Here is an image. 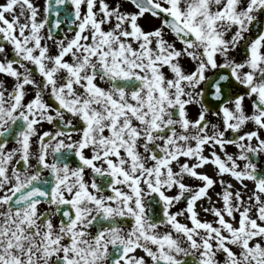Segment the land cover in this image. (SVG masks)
<instances>
[{
    "label": "snow or ice",
    "instance_id": "obj_1",
    "mask_svg": "<svg viewBox=\"0 0 264 264\" xmlns=\"http://www.w3.org/2000/svg\"><path fill=\"white\" fill-rule=\"evenodd\" d=\"M54 3L71 5L65 19L75 25L54 54L53 0L43 17L32 0L0 3V74L15 81L11 90L0 81V264H264V175L251 159L264 152V0H130L134 11ZM146 14L160 25L146 29ZM27 86L35 92L25 102ZM209 94L218 123L207 118ZM42 122L56 130L38 132ZM9 137L16 147L6 148ZM207 165L245 189L252 181L251 194L199 171ZM218 182L222 205L202 220L197 202Z\"/></svg>",
    "mask_w": 264,
    "mask_h": 264
},
{
    "label": "flooded vegetation",
    "instance_id": "obj_2",
    "mask_svg": "<svg viewBox=\"0 0 264 264\" xmlns=\"http://www.w3.org/2000/svg\"><path fill=\"white\" fill-rule=\"evenodd\" d=\"M3 2H4V0H3ZM3 2H1V0H0V3H3ZM47 2H48V0H44V7L47 4ZM106 2H108L111 6H115V5L119 4L124 10H129V11H134L135 10L134 7L132 6V4L130 3V0H106ZM44 7H43V9H44ZM96 7L97 8L99 7L98 0H97ZM57 9H59V18L62 21L59 28H57L55 26V20L57 18V11H56ZM84 10H86V9L82 8V11H84ZM71 11H72V8H71V5L70 4L55 5V3L53 2V11L51 12L52 13V16L51 15L49 16V19L51 20V27H52V32H53V39L52 40H47V44L49 46V49H50V51L53 54L56 52V44L54 42L55 40L60 39V38H66V40H67V39L72 38V36L74 35L75 25H72L71 22L68 19H65L66 16H68V15L71 14ZM73 19H74V17H73ZM141 24L146 29H151L152 27H158L160 25V20H158L155 17H152V16L146 14V16L141 19ZM48 27H49V25H46L45 26V29L42 30V34L43 35H46L47 34ZM103 27L108 28V27H110V25H107L106 24ZM168 38L169 39H173V37L171 36V34H169ZM0 42H2V41H0ZM42 43H44V41H42ZM177 47H180V45H179L178 42H177ZM5 51L7 53H9V58H11V55H12L11 54V49L9 48V46L7 44H5ZM233 55L236 56L237 59H240L243 56V49H240V51L238 53H233ZM66 58L67 59H70V57H66ZM2 59H3V54H0V60H2ZM182 63L184 64V66L187 69H191L193 67V64H192L191 60H189L187 58H185L184 60H182ZM29 67H32V66L29 65ZM165 72L167 73V69H165ZM208 75L211 76L212 73L210 72V73H208ZM35 79L37 81L40 80V76H39L38 73L35 75ZM0 81H3L4 86L6 88H8L9 90H11L12 86L15 83L14 78H12V77H10V76H8L6 74H0ZM201 87H204V85H201ZM234 91H240V90L239 89H234ZM34 92H35V89L32 86H27V95L25 97V102L28 99H31L32 98V96L34 95ZM254 98L255 97H253V99ZM45 99H47L49 103H53V101L49 97L46 96ZM204 102L206 104H209L210 105V111L208 113L207 118L209 120H211L213 123H218L217 116L213 115L212 113L215 112V111H217L218 104L220 102L216 101L215 98L212 97L210 94L208 96H206ZM244 105H245L246 110L250 113L252 111L251 100L248 99V98H245ZM199 111H200V106L199 105L192 104V105L188 106V112H189V115H190V117L192 119H195L198 116ZM61 127H62V125H61ZM253 128H254V125L248 124L245 127L244 130L245 131L253 130ZM46 130L55 131L56 130V124L55 123L42 122L38 126V132H43V131H46ZM260 135L262 137H264V130L261 131ZM226 136L233 137L234 134L231 131H229V132H226ZM76 138L77 137L74 135L73 136V139H76ZM8 140H9V142H8V144L6 146L7 149H11V148L17 146L13 137H9ZM256 143L257 142L254 139L252 141L253 147L256 146ZM36 148H37V138L34 136V137H32V149H33V151H35ZM86 154H90V153H88L86 151ZM17 159H18V157H17ZM251 159H252V162L254 164H256V166H257V172L259 174L264 173V152H260V153L253 154L252 157H251ZM35 162L36 161L33 158L31 160V163L32 164H35ZM77 163H78V158L73 157L71 159V161H70V166L75 167L77 165ZM85 178L86 179L89 178L88 177V170H86ZM235 181H238V180L235 179ZM243 184H246L247 185V181L245 180L243 182ZM217 190H218V188H217ZM109 192H110V189H108L107 186L105 185V194H108ZM250 192H251V190H250ZM46 207H47V205L41 204L40 205V211H44ZM59 219H60V217L59 216H56V217H54L53 222L54 223H57L59 221ZM137 254L138 255H144L140 250H137ZM149 264H150V262H149Z\"/></svg>",
    "mask_w": 264,
    "mask_h": 264
},
{
    "label": "rangeland",
    "instance_id": "obj_3",
    "mask_svg": "<svg viewBox=\"0 0 264 264\" xmlns=\"http://www.w3.org/2000/svg\"><path fill=\"white\" fill-rule=\"evenodd\" d=\"M1 2H3V0H1ZM32 2L40 8V10H41L40 11V16L43 17L44 16V11H43L44 0H32ZM17 11H18V9H17ZM6 15L8 16L9 19H11V17H12L11 13H8ZM26 15H27V13H26ZM216 151L218 153H221V150L219 148H217ZM226 151L228 153H230V154H237L238 153V149L234 145H227ZM208 152L205 151V155H207ZM189 162L191 163L192 161H189ZM238 163L240 164L241 167H243V164L245 163V161H238ZM174 167H175V165H174ZM213 168H214L215 176L210 174V173H208V172H206V173H208L214 179H217V180L223 179L226 183H230L232 185V190L234 192L237 191V190L241 191L244 194L245 198L248 195L251 194L250 190L252 191L253 188H254V184H253L252 181L246 180L247 181V188L245 189L243 187V185L241 184V182L235 181V178L232 177L230 174H224L223 177H218L216 175V168L214 166H213ZM185 182L191 184L194 187L200 185V183H201L199 180H196V179H186ZM215 185L218 188V191L215 192L212 200L209 201L207 198H203V199H201V200H199L197 202V204L199 205V207L197 208V211L199 212V218H201L202 220H207V221H210V222L215 220V217L211 214V212L203 211L204 208H211L213 205L215 207H221V205H222V199H221L220 196L217 195V193H221L222 192V190L224 188V185L220 184L219 182L216 183ZM168 194L169 195H175L176 194V189L170 190ZM185 206H186V204L185 205H180V207H179L178 204H175V206L172 207L170 209V211L175 212V211H177V210H179L181 208H184ZM254 211H255V209H253V212ZM236 218H237V220L239 219L238 214H237ZM180 219L182 221H185V217H180ZM226 219H228V218L226 217ZM164 230H166V228L162 227L161 231H164ZM221 259H222V257H221Z\"/></svg>",
    "mask_w": 264,
    "mask_h": 264
},
{
    "label": "bare ground",
    "instance_id": "obj_4",
    "mask_svg": "<svg viewBox=\"0 0 264 264\" xmlns=\"http://www.w3.org/2000/svg\"><path fill=\"white\" fill-rule=\"evenodd\" d=\"M199 171H202V172L208 171L210 174L215 175V173H214L213 168H212L211 165H207L204 168L199 169ZM215 190H216V188H214L212 191L210 190V192H209V197L211 198V200H212V197L214 195V191ZM196 207L198 208V205Z\"/></svg>",
    "mask_w": 264,
    "mask_h": 264
},
{
    "label": "water",
    "instance_id": "obj_5",
    "mask_svg": "<svg viewBox=\"0 0 264 264\" xmlns=\"http://www.w3.org/2000/svg\"><path fill=\"white\" fill-rule=\"evenodd\" d=\"M192 259H193V258H191V257L188 258V260H189L190 262H191Z\"/></svg>",
    "mask_w": 264,
    "mask_h": 264
}]
</instances>
